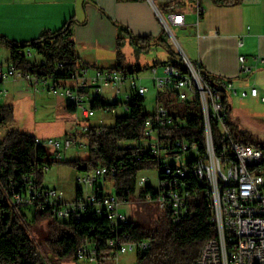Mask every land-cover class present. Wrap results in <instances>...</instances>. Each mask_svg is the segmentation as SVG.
I'll list each match as a JSON object with an SVG mask.
<instances>
[{
  "label": "built area",
  "instance_id": "built-area-1",
  "mask_svg": "<svg viewBox=\"0 0 264 264\" xmlns=\"http://www.w3.org/2000/svg\"><path fill=\"white\" fill-rule=\"evenodd\" d=\"M174 0H146L152 7L159 23L166 29L172 25L183 24L184 15L179 12L162 13L159 4ZM197 18L201 15L200 0H193ZM33 64L43 60L31 49L21 51ZM33 54L38 59H33ZM186 71L171 64L162 65V75L157 76L158 67L150 68L153 85L157 89L171 93L164 96L147 117L143 138L140 144L124 143L125 148H139L143 153L154 155L157 166L155 172L156 186L149 184L150 178L138 172L136 177L137 196L140 188L150 186L157 196L146 201L154 203L162 213H168L174 223L184 218L193 217L200 202L205 201L210 211L211 222L216 234L208 239L195 264H264V152L251 145L234 140L226 130V110L223 98L228 96L232 84L224 79L215 82L205 81L198 68L183 56ZM242 71H249L243 64L244 57L238 58ZM261 61H264L262 58ZM61 65V64H59ZM4 68L0 63V102L7 96V88L2 86L9 78L22 79L38 89V84H47V90L59 91L75 110H80L82 119L88 120L94 115L93 100L99 97L117 107L127 110L126 102L134 95L145 98L146 86L137 84L141 73L127 72L112 67H96L90 73V66L81 65L69 79H40L34 74H24L12 65ZM111 90L107 98L105 91ZM123 93V100L118 96ZM249 94L264 102V95H259L258 88L251 86ZM172 95V96H171ZM176 103V104H175ZM199 105L202 118L203 139L187 135L180 131L185 126V116L176 105ZM116 108L110 109L114 112ZM214 124L219 131L215 143L212 136ZM92 125L74 123V132L62 138H38L35 144L53 150L55 159H62L63 152L83 146L80 138H86ZM96 134L102 126H93ZM182 133H184L182 135ZM122 162L111 166H98L92 170L79 172L74 198L66 200L62 190L44 187L35 178H25L23 192L14 194L16 205L30 206L40 211H48L58 221L74 219L84 220L87 216L105 217L109 221V230L113 234L107 240V249L100 250L92 240H85L76 251L77 260L100 262L119 259L120 255L134 252L144 253L150 247L147 240L129 239L128 234L120 235L121 227L131 220L121 211L120 201L113 191H108L106 183L113 182L112 177L123 168ZM48 167L44 166L43 171ZM109 178V179H108ZM114 186V183H112Z\"/></svg>",
  "mask_w": 264,
  "mask_h": 264
},
{
  "label": "trees",
  "instance_id": "trees-1",
  "mask_svg": "<svg viewBox=\"0 0 264 264\" xmlns=\"http://www.w3.org/2000/svg\"><path fill=\"white\" fill-rule=\"evenodd\" d=\"M141 1V0H119ZM220 5H234L240 0H213ZM173 4L161 6L162 13L171 12ZM72 18L52 31L43 32L37 38L23 43H17L0 35V49L9 51L8 64L24 74L30 73L40 79L51 78L54 81L69 79L71 74L81 65L79 56L75 53L72 39ZM124 35L116 39L115 64L112 68L127 72L146 70L138 65L125 63L122 51L126 39L134 46V53L147 51L153 46H162L169 57L165 61H156L152 67L171 64L186 71L182 58L172 50L168 44L166 33L161 27L156 36H135L129 30L122 28ZM33 50L42 60L41 64H33L20 53L24 49ZM61 64V65H59ZM205 81L215 82L220 78L206 73L200 65L193 63ZM160 97V94L158 95ZM143 97L134 95L126 102V114L115 117L110 126H102L98 134L91 131L88 137V155L84 159L64 161L79 172L92 170L98 166H111L122 162L123 168L112 177L114 192L117 198L126 203L157 196L156 191L149 185L140 188L137 196L136 177L139 171L157 166L154 155L143 153L139 148H125L124 143L140 144L143 138L144 125L150 115L143 110ZM226 110V130L230 136L239 142L251 145L264 152V143L257 141L247 131L241 130L231 116V105L227 95L223 98ZM177 109L185 116V126L180 131L187 135L192 133L201 142L203 139L202 118L199 105L180 104ZM93 109H112L111 104L99 97L94 98ZM66 108L74 111L68 103ZM12 116L10 105L0 104V126L5 124ZM212 127L213 140L216 143L219 131L214 124ZM184 133H182L183 135ZM185 135V134H184ZM35 136L18 130L9 131L0 141V264H46L41 248L34 236L30 233L26 221L25 207L16 205L14 194L23 192L26 187L25 178H35L41 184L43 167L50 163L62 162L50 156L46 147L35 144ZM32 221L36 224L45 222V248L53 258L58 261H77L76 251L87 239L92 240L100 250L107 249V240L112 237L109 230V221L105 217L87 216L82 221L69 219L58 221L47 210L40 211L33 208ZM128 234L129 239L147 240L150 247L144 253L136 255L135 264H195L204 243L215 236L216 228L211 222L210 211L205 201L199 203L196 214L191 218L181 219L174 223L168 213L159 212L155 219L142 223L131 221L121 227L120 235Z\"/></svg>",
  "mask_w": 264,
  "mask_h": 264
},
{
  "label": "crops",
  "instance_id": "crops-1",
  "mask_svg": "<svg viewBox=\"0 0 264 264\" xmlns=\"http://www.w3.org/2000/svg\"><path fill=\"white\" fill-rule=\"evenodd\" d=\"M183 2L174 0L159 4V8L173 4L171 12L184 15L183 24L172 26L179 30L187 56L209 75L229 81L232 89L228 93L240 90L242 96L260 101L249 94V89L256 86L259 95H264V0H240L230 6L200 0L199 19L196 10L182 9ZM70 18L74 21L75 53L91 70L114 66L116 39L124 35L122 28L135 36H156L161 28L146 0H0V35L17 43L56 30ZM126 44L131 45L127 39ZM239 56L244 57L249 71L241 70ZM5 82L2 86L7 88ZM29 88L39 92V87Z\"/></svg>",
  "mask_w": 264,
  "mask_h": 264
},
{
  "label": "rangeland",
  "instance_id": "rangeland-1",
  "mask_svg": "<svg viewBox=\"0 0 264 264\" xmlns=\"http://www.w3.org/2000/svg\"><path fill=\"white\" fill-rule=\"evenodd\" d=\"M182 9L190 7L195 11V5L192 0H183ZM183 13L186 17L189 13L184 10ZM166 15V14H165ZM160 22V21H159ZM161 25V23H160ZM168 44L174 52H176L182 59L183 56L191 60L180 43L179 30L170 26V32L162 24ZM134 46L126 44L123 48L125 54V63L131 65H138L139 67L146 68L137 79V84L146 86L148 91L143 100V110L150 114L155 111L159 103L167 104L164 102L163 97L171 93H165L160 90V97H157V89L153 85L152 68L153 63L156 61H165L169 57L166 50L162 46H153L151 49L144 51L141 50L138 54L133 51ZM38 59L36 54H33L32 60ZM9 60V51L6 48L0 49V63L4 68L7 66ZM184 62V60H183ZM110 65V64H107ZM107 67V66H104ZM109 67V66H108ZM157 76L162 75V65L157 66ZM92 74V70H90ZM49 84V83H47ZM39 83V92L35 93L29 84L22 79L9 78L4 85L8 88L7 96L0 102L1 105H10L12 107V116L7 122L0 126V141L11 130H18L21 132L29 133L39 138H62L65 134L74 132V123H86L92 126H110L114 123L115 117L123 116L126 111L122 107H117L114 112L108 109H95L94 115L88 120H83L80 110L69 111L66 105L69 103L65 96L61 95L59 91H48V85ZM27 88V90H26ZM229 94V100L232 107L233 119L241 130L247 131L254 139L264 143V102L257 99H251L249 96H242L240 90L237 94ZM111 93L106 90L105 96L107 98ZM124 94L121 93L118 98L123 100ZM172 96V95H171ZM176 104V103H175ZM80 142L84 145H78L75 148H70L63 152L62 162H53L47 165V169L43 171L41 176V185L49 188H57L63 191L64 198L71 200L76 192V178L79 171L74 167L64 163V161L74 159H84L88 155L89 142L86 138H80ZM50 156H53V150L47 147ZM143 173L150 178L149 184L152 187L156 186L155 172L153 169L144 170ZM109 179V178H108ZM113 182L108 181L106 186L108 191H113ZM121 211L128 215V217L135 222H144L153 220L160 212L154 203L135 200L130 203L121 204ZM26 221L29 225L30 233L34 236L36 242L41 248V253L45 258L46 264H135L136 254L128 252L120 255L117 261L107 260L100 262H88L81 260L58 261L57 259L46 253L45 248V222L36 224L32 221L31 207H25Z\"/></svg>",
  "mask_w": 264,
  "mask_h": 264
}]
</instances>
